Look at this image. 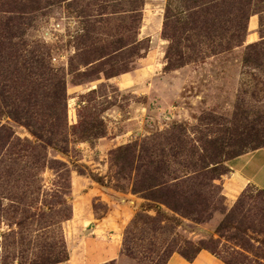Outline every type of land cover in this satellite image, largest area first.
I'll return each mask as SVG.
<instances>
[{
	"label": "rangeland",
	"instance_id": "rangeland-1",
	"mask_svg": "<svg viewBox=\"0 0 264 264\" xmlns=\"http://www.w3.org/2000/svg\"><path fill=\"white\" fill-rule=\"evenodd\" d=\"M261 145L264 0H0V264L76 263L85 186L129 208L105 264H264V191L227 190Z\"/></svg>",
	"mask_w": 264,
	"mask_h": 264
},
{
	"label": "crops",
	"instance_id": "crops-1",
	"mask_svg": "<svg viewBox=\"0 0 264 264\" xmlns=\"http://www.w3.org/2000/svg\"><path fill=\"white\" fill-rule=\"evenodd\" d=\"M255 22L253 20V23ZM228 165L233 176L227 189L231 195H239L248 185H253L264 191V147L233 158L229 160ZM87 187H84V189H87L86 192L82 191L84 190L83 188L78 191L79 199L76 200L74 215L81 225L80 230H84V227H90L91 230L90 234H85L80 240V247L82 248H78V250L82 254L76 257L77 262L73 264H105L118 257L119 246L114 236L117 235L116 229L123 226L125 210H129V208L127 206L117 207L115 204V207L109 210L107 214L97 218L92 209V204L96 198L102 200L105 194L98 188ZM79 215L80 217L78 218ZM166 264L226 263L215 254L202 250L192 259H187L180 254H174Z\"/></svg>",
	"mask_w": 264,
	"mask_h": 264
},
{
	"label": "trees",
	"instance_id": "trees-1",
	"mask_svg": "<svg viewBox=\"0 0 264 264\" xmlns=\"http://www.w3.org/2000/svg\"><path fill=\"white\" fill-rule=\"evenodd\" d=\"M65 96H66V94L65 93H63L62 95H61V98L62 99H64L65 98ZM63 112H65V109L63 110ZM9 116H11L13 119H14V121H16V122H18V123H20V124H23V125H25L26 127H28L30 130H31V132H32V134L38 139V140H40V141H42L43 140V136L41 135V134H39V131H42L43 129L42 128H39L37 125H36V123H34L31 119H24V120H22V117H24V116H22V112L20 111L17 115L15 114V112H14V110H13V112H8L7 113ZM62 127H63V130H65L66 128H67V123H66V120H64L63 121V124H62ZM43 143L46 145V146H49L50 145V140H49V142H45L44 140H43ZM264 147V145H261V146H258L257 148H255V149H253V151H255V150H258V149H260V148H263ZM121 151L120 152H122L123 153V159H124V154L125 153H127L129 150H131L129 147H124V148H121L120 149ZM243 154H246V153H242V154H238L237 156H235V157H233V158H236V157H238V156H241V155H243ZM233 158H231V159H233ZM231 159H229V160H231ZM143 191V190H142ZM138 192V191H137ZM202 251V250H201ZM200 252V251H199ZM198 252V253H199ZM197 253V254H198ZM196 254V255H197ZM195 255V256H196ZM183 256V255H182ZM195 256H193L192 258H194ZM185 257V256H184ZM185 258H187V259H190V258H188V257H185ZM191 258V259H192ZM59 262H61V260H52L51 258L50 259H43V260H33L30 264H57V263H59ZM225 262V261H224ZM226 263V262H225ZM226 264H229V263H226Z\"/></svg>",
	"mask_w": 264,
	"mask_h": 264
}]
</instances>
